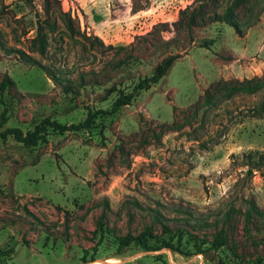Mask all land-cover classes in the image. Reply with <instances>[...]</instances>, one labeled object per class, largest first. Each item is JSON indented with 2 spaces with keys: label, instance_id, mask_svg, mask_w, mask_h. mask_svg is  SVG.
<instances>
[{
  "label": "rangeland",
  "instance_id": "obj_1",
  "mask_svg": "<svg viewBox=\"0 0 264 264\" xmlns=\"http://www.w3.org/2000/svg\"><path fill=\"white\" fill-rule=\"evenodd\" d=\"M230 2L0 0V79L13 80L0 129L25 131L47 115L75 123L180 53L89 129L47 127L32 146L0 138V264H264V213L244 211L248 200L264 207V168L244 177L239 164L242 151H264V118L247 110L264 86L201 98L218 79L264 78V0L236 5L238 31L206 17ZM187 5L206 12L191 37L172 23ZM37 24L43 54L31 44ZM144 229L145 247H119ZM218 229L227 240L212 249Z\"/></svg>",
  "mask_w": 264,
  "mask_h": 264
},
{
  "label": "trees",
  "instance_id": "obj_2",
  "mask_svg": "<svg viewBox=\"0 0 264 264\" xmlns=\"http://www.w3.org/2000/svg\"><path fill=\"white\" fill-rule=\"evenodd\" d=\"M202 2H207L209 0H198ZM213 2L219 0H211ZM241 0H231V2L223 9L222 12H217L216 10L210 11L206 15L207 19L214 21H224L225 23L233 26L235 30L238 31L237 22L235 20V12L234 8ZM204 6L202 5L198 9L189 8L187 5L184 8L179 10V16L177 21L172 22L173 24H181L187 28V32L191 37V28L193 25H197L202 22L204 19V15L206 14L204 10ZM66 22L68 27L70 28V18L66 16ZM159 24H164V22H159ZM35 35L31 38V44L36 47V50L43 54L45 50V38L44 34L41 32V25L37 24L35 29ZM214 37L204 38L199 46L209 47L214 42ZM21 58L26 61H35L30 55L26 52L18 50ZM180 56V53H169L162 57L153 67V71L149 76L142 77L138 79V81L132 86V89L128 92H124L123 90H119L116 96L110 103L108 109H88L86 111L85 116L77 121V122H69L62 123L57 121L56 119L50 118V116L42 117L38 123H35L31 129H27L22 131L21 128L17 126H4L0 129V138L4 139L7 135H11L16 141L21 142L25 146H32L38 143L39 140H45L46 137V129L50 127L52 129L58 131L65 130H78V129H89L97 116L99 115H110L114 113L120 106L128 104L130 100L133 98L135 92L139 89L148 88L150 84L155 83L167 70L171 62ZM43 70L47 74V76L53 80L55 83L58 82V76L48 67L42 66ZM13 80L6 74H4L0 79V102L3 103V107L0 111V128L5 123L6 116V105H4V100L2 98L3 92L7 85L12 84ZM264 86V78L253 76L249 78L242 79H233V80H225L218 79L215 82L211 83L208 87H206L201 95L202 101L204 103H211V98L214 96L218 90H222V95L225 98L232 96L240 91L245 93H253L258 90L260 87ZM248 113L251 117H260L264 118V96L259 99L256 103L252 104L248 107ZM240 162L239 164L244 167L243 176L248 177L251 176L254 171L261 170L264 168V151L257 149H249L247 151H242L240 154ZM249 206L244 210L245 215H249L250 212H255L262 214L264 213V207L259 209L253 200H248ZM228 213V212H227ZM164 227V226H163ZM150 233L148 229H144L139 232L135 236H131L130 234H125L124 236L119 237L118 245L119 247H123L129 242H135L138 245L143 247L146 246V236ZM177 242L180 239V234L177 233ZM226 233L223 229H218L215 234H213L212 239L209 242L210 248H218L219 246L226 243ZM162 246H166L171 249H177V246H174L171 242H164ZM199 249V248H198Z\"/></svg>",
  "mask_w": 264,
  "mask_h": 264
}]
</instances>
